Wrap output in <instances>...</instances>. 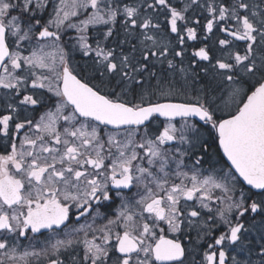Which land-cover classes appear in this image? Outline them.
<instances>
[{"label":"snow or ice","instance_id":"6c2138e0","mask_svg":"<svg viewBox=\"0 0 264 264\" xmlns=\"http://www.w3.org/2000/svg\"><path fill=\"white\" fill-rule=\"evenodd\" d=\"M0 264H264V0H0Z\"/></svg>","mask_w":264,"mask_h":264}]
</instances>
